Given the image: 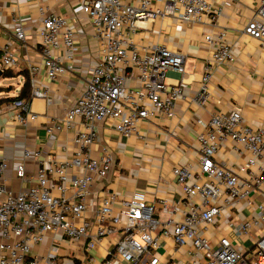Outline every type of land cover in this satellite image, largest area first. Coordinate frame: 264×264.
Returning <instances> with one entry per match:
<instances>
[{
	"label": "crops",
	"instance_id": "obj_1",
	"mask_svg": "<svg viewBox=\"0 0 264 264\" xmlns=\"http://www.w3.org/2000/svg\"><path fill=\"white\" fill-rule=\"evenodd\" d=\"M124 1L137 3V0ZM217 3L222 10L214 20L207 18L205 22L196 24L164 16L129 32L142 53H148L154 44H164L183 53L184 73L170 72L168 82L174 84L183 79L187 85L184 98L174 105L172 117L153 116L142 120L137 131L130 135L117 131L112 119L95 124L98 134L91 146V155L99 159L107 150L115 160V166L104 179L94 174L95 182L88 199L92 204L90 207H97L106 189L116 192L120 199L130 198L134 192L141 191L146 201L154 204L156 217L162 223H169L172 232L174 224L183 219V211L189 207L173 170L175 167H190L192 174L200 171L198 137L204 131L201 123L208 122L214 114L237 109L242 113L245 126L264 129V41L244 32L260 0H217ZM51 13L67 19L68 26L74 31L77 47L72 54L63 45L53 50V55L67 68L55 78L48 75L41 53L40 31L43 19ZM17 19L23 23L27 35L25 41L15 38ZM221 33L231 46L234 60L213 66L207 93L203 100H198L202 78L214 52V45L206 41V35L217 38ZM5 47L18 60L17 66L10 68L9 75H3L6 69L1 62ZM100 59V41L80 0H0V157L8 162L0 183L7 189L15 194L28 189L36 182L39 169L50 170L54 162L70 161L78 153L80 146L76 138L86 130V120L75 117L70 124H65L64 118L83 92ZM33 67H36L34 72L31 71ZM136 74L137 71L129 79V85L139 84ZM26 75L30 77V93L39 90L46 96L32 98L30 102L31 112L37 115L35 119L23 112L25 119L20 121L10 99L21 93ZM58 125L59 128L56 127ZM25 148L39 150L41 154L25 159L26 178H19L17 166L24 159ZM215 157L218 163L238 172L242 178L249 176L248 171L240 169L248 162L251 153L238 142L226 139ZM249 171L259 173V166ZM67 173L70 176L90 174L83 167H69ZM54 179V182H59L57 177ZM67 186L66 196L72 197L73 189L69 184ZM53 194L59 196L61 193L54 189ZM227 198L228 193L223 191L217 201L221 206L220 215L213 223L202 224V235L214 245L227 237L238 250L251 255L255 240L264 233V224L242 234L238 233L237 226L257 217L259 206L264 205V189H253L248 198L230 203L225 201ZM193 201L198 203L200 198ZM163 202H166V207ZM174 206L180 209L174 211ZM113 211L124 218L119 202ZM120 236V232L113 233L103 238L91 252L84 253L83 240L70 242L61 230L48 232L45 241L33 247V255L43 261L52 245H57L60 256L75 258L77 264L91 256L97 262L107 258L115 264H126L111 254ZM158 242L155 252L161 264H199L205 261L204 255L197 252L191 243L178 247L171 236L164 235L159 236ZM147 259L144 257L143 261Z\"/></svg>",
	"mask_w": 264,
	"mask_h": 264
},
{
	"label": "built area",
	"instance_id": "obj_2",
	"mask_svg": "<svg viewBox=\"0 0 264 264\" xmlns=\"http://www.w3.org/2000/svg\"><path fill=\"white\" fill-rule=\"evenodd\" d=\"M80 1L83 11L91 18L101 45V59L64 118L65 124H70L75 117L86 120V130L76 138L80 150L70 161L54 162L50 170L39 169L36 182L26 190L15 194L0 183V264H77L75 258L60 256L57 245H52L43 261L33 255V247L42 244L48 232L59 230L70 242L83 240L84 253L91 252L103 238L120 232L111 254L126 264H144L145 261L146 264H161L155 252L160 235L171 236L178 247L191 243L197 252L204 255L205 261L199 264H264V233L255 240L251 255L238 250L227 237L214 245L202 235V224L213 223L220 215L221 206L217 201L223 191L228 193L225 201L230 203L248 198L253 189H264V129L245 126L240 110L217 113L208 122L201 123L204 131L198 137V173L192 174L190 167L174 168L189 207L183 211V219L174 224L172 232L169 223H162L156 217L154 204L148 203L141 191L134 192L130 198L120 199L116 192L106 189L96 208L90 207L92 204L88 200L95 182L94 174L104 179L115 166V160L107 150L99 159L91 155V146L98 134L95 124L112 119L117 131L130 135L137 131L142 120L153 116L172 117L176 101L184 98L187 83L181 79L171 84L168 79L170 72L184 73L185 55L164 44H154L148 53H142L129 32L164 16L196 24L205 22L207 18L214 20L222 10L217 0H137L135 5L124 0ZM244 32L264 41V0H260L259 7L248 19ZM14 34L19 41L27 40L19 19L16 20ZM40 35L41 53L48 75L55 78L67 68L53 55V50L63 45L69 53L76 52L74 31L64 16L51 13L43 19ZM206 41L214 45V52L202 78L198 100H203L207 93L213 66L234 60L224 33L217 38L206 35ZM1 62L4 69L18 64L8 47L3 49ZM31 71H36V67ZM135 71L139 84L131 86L128 81ZM43 96H46L45 92L34 90L29 99L14 100L12 107L16 110L17 119H25L23 112L35 119L37 115L31 112L30 102L32 98ZM48 132L52 130L48 129ZM228 138L251 153L248 162L240 169L248 171L247 178L216 160L219 147ZM40 154L39 150L24 149V159L17 166L19 178H26L25 159ZM256 165L259 173H251L249 170ZM7 167V160L0 157V176ZM69 167H83L90 174L70 176L67 173ZM56 177L59 182H54ZM68 184L73 189L72 197L66 196ZM54 189L61 194L54 195ZM197 197L200 198L198 203L193 201ZM117 202L124 218L113 211ZM163 205L166 207V202ZM179 209L178 206L173 208L174 211ZM262 223L264 205L259 206L256 218L240 223L237 231L239 234L247 233ZM148 256L152 257L148 260ZM144 257L147 260L143 261ZM81 263L115 264L107 258L97 262L94 256L85 257Z\"/></svg>",
	"mask_w": 264,
	"mask_h": 264
},
{
	"label": "trees",
	"instance_id": "obj_3",
	"mask_svg": "<svg viewBox=\"0 0 264 264\" xmlns=\"http://www.w3.org/2000/svg\"><path fill=\"white\" fill-rule=\"evenodd\" d=\"M10 69H6L3 73V75H9L10 74ZM31 96V93H30V77L28 75H26V81H25V84L23 86V89L21 91V93L14 97V98H11L10 100L14 101L16 99H23V98H26V99H29Z\"/></svg>",
	"mask_w": 264,
	"mask_h": 264
},
{
	"label": "water",
	"instance_id": "obj_4",
	"mask_svg": "<svg viewBox=\"0 0 264 264\" xmlns=\"http://www.w3.org/2000/svg\"><path fill=\"white\" fill-rule=\"evenodd\" d=\"M2 70H0V74H1Z\"/></svg>",
	"mask_w": 264,
	"mask_h": 264
}]
</instances>
